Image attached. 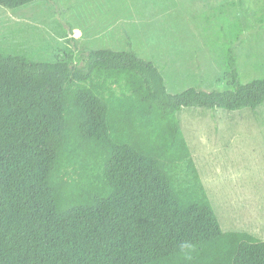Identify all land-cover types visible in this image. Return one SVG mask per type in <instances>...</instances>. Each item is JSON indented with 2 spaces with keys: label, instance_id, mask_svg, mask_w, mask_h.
Returning <instances> with one entry per match:
<instances>
[{
  "label": "trees",
  "instance_id": "obj_1",
  "mask_svg": "<svg viewBox=\"0 0 264 264\" xmlns=\"http://www.w3.org/2000/svg\"><path fill=\"white\" fill-rule=\"evenodd\" d=\"M69 27L59 34L75 40ZM238 34L221 45L228 46L224 88L192 85L175 93L163 67L142 58L131 38L127 50L76 57L69 49L56 60L46 56L47 42L0 47V264L215 258L214 246L200 248L224 228L179 112L255 110L264 102V75L242 79ZM44 55L49 59H34ZM233 264H264V242L240 243Z\"/></svg>",
  "mask_w": 264,
  "mask_h": 264
},
{
  "label": "rangeland",
  "instance_id": "obj_2",
  "mask_svg": "<svg viewBox=\"0 0 264 264\" xmlns=\"http://www.w3.org/2000/svg\"><path fill=\"white\" fill-rule=\"evenodd\" d=\"M69 25V37L75 40L59 34ZM233 31L239 33L233 46L243 81L264 75V0H38L19 9L0 5V47L15 48L21 42L33 49L47 42L51 48L45 54L56 60L69 49L76 57L96 49L127 50L131 38L142 58L163 67L172 93L192 85L226 86L221 65L228 46L221 45L229 43ZM179 117L224 228L201 253L214 246L217 256L207 257V264H233L240 243L264 242V102L255 110L234 112L183 108Z\"/></svg>",
  "mask_w": 264,
  "mask_h": 264
}]
</instances>
